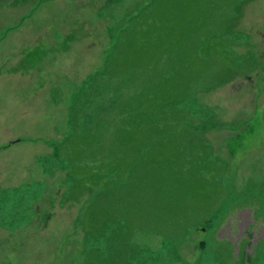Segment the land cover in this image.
Listing matches in <instances>:
<instances>
[{
    "label": "rangeland",
    "instance_id": "rangeland-1",
    "mask_svg": "<svg viewBox=\"0 0 264 264\" xmlns=\"http://www.w3.org/2000/svg\"><path fill=\"white\" fill-rule=\"evenodd\" d=\"M263 182L264 0H0V264H264Z\"/></svg>",
    "mask_w": 264,
    "mask_h": 264
},
{
    "label": "trees",
    "instance_id": "trees-1",
    "mask_svg": "<svg viewBox=\"0 0 264 264\" xmlns=\"http://www.w3.org/2000/svg\"><path fill=\"white\" fill-rule=\"evenodd\" d=\"M262 185H264V182L262 183ZM256 196L259 197L258 194ZM260 242H262V241H260ZM260 242L258 244L259 246L258 245L255 246V248L252 250V252H250L248 254H245L246 253L245 247H247V245H245V243L243 244L244 252H243L241 264H256L257 263L258 249L260 248V245H261Z\"/></svg>",
    "mask_w": 264,
    "mask_h": 264
}]
</instances>
